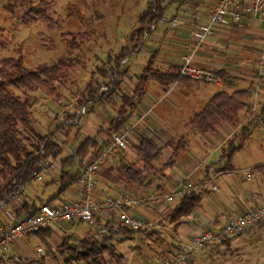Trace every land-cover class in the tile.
Here are the masks:
<instances>
[{
  "label": "rangeland",
  "instance_id": "1",
  "mask_svg": "<svg viewBox=\"0 0 264 264\" xmlns=\"http://www.w3.org/2000/svg\"><path fill=\"white\" fill-rule=\"evenodd\" d=\"M148 1L0 0V62L5 59L20 58L24 67L33 71L44 67L51 69L59 63H64L68 67L64 69L66 76L61 83L49 82L50 87H44L33 92L13 89L15 95L24 98L23 94H25L31 102L34 134L49 137L50 142L56 147L53 149V153L59 152L56 160L52 159L58 166V171L62 159L71 156L84 139L94 136L101 128L106 129L109 121L115 116L116 108L119 106L116 97L113 98L114 106L106 104L107 102H87L89 97L86 88L89 85H98L101 86L98 93L108 95L106 87H104L108 81L105 73L112 67V60L118 55L121 48L129 47V34L136 29L138 16L143 12ZM214 1L175 0L168 7L165 16L169 21H178L179 25L173 29L166 27L164 30H160L158 35L161 39L155 38V41H152L145 51L149 50L152 54L157 46L163 44L160 43L162 39L165 42L168 39L174 40L183 47L188 40L185 38L182 41L179 38L184 36L191 38L195 28V25L186 24L192 11L194 9L206 11ZM161 26L158 25L157 27ZM237 28L240 29V27ZM215 29H228V27L215 26ZM250 32L252 35L257 34L255 35L257 37L256 43L257 45L262 44V48H248L247 46H250L248 44L253 40V36H247L244 32L232 36L229 33L214 31L205 40V46L200 48L201 51H205V57L210 64L203 70L233 65L239 71L237 74L240 81L247 80L249 75L242 72V68L239 67L249 64V59L264 61V32L258 31L256 26L254 30L249 29L248 33ZM192 44L191 40L185 49L191 48ZM200 49L197 50L198 53ZM252 51L259 56L253 54ZM246 55H248L247 58ZM140 57L145 58L143 53ZM193 58L194 56L192 60ZM192 60V66L198 69L203 68L195 66ZM128 65H130L129 62L123 65L125 69L128 68L127 71L130 69ZM258 68L261 74L252 77L255 83L254 94L257 92L256 99L253 96L251 101V109L255 116L259 114L264 103V94L260 92L263 84V68L262 66ZM130 72L132 73V70H129ZM190 82L196 83L192 85L195 88L186 91L185 94H195L196 99H200L203 104L208 102L215 93L229 92L222 84L217 86L214 84L203 85V83L200 84L195 81ZM154 85L157 83L149 82L147 90L149 91ZM132 87V77H127L120 86L122 92L128 94H130ZM161 90L164 91V88ZM174 94L177 95V93ZM85 103L88 105L85 106ZM82 108H85V114L79 116L78 112ZM156 111L163 119L171 120L176 138L183 135H194V132L188 129V124H186L191 117L183 114L171 116L174 113L166 109L162 112L158 109ZM90 117L95 118V120L87 121ZM74 118L76 119L75 122ZM242 119H244L243 123L241 122ZM242 119L239 120V123H242L240 125L243 127L249 119L247 117H242ZM132 123L127 122L123 127L124 129L121 130V132L127 133V140L131 148L134 147L131 139L134 141L133 130L135 127ZM259 123L261 124L251 131L249 139L235 155L233 164L237 169H240L236 172L238 176H245L250 169H252L250 172L252 173L254 168L264 165V122ZM150 134L153 138L151 132ZM32 136H30L31 140L33 139ZM102 137L104 136L100 137L101 140ZM32 142L34 141L32 140ZM78 162L79 160L76 159L69 167L74 170L79 165ZM130 165L128 164V166ZM213 177H218V175ZM45 178L46 176L43 180ZM187 180L195 184L201 182H196L194 179ZM42 182L37 184L41 186ZM182 184L184 182L175 188ZM44 190L46 197L52 196L57 192L58 184L47 186ZM147 226L148 224L139 233L130 236L121 235V239L118 238L114 241L116 253L121 255L123 259L118 262L117 259L113 258V264H155L162 261L163 258L165 259V253L161 252L165 246L159 245L161 238L156 239L155 233L153 235L147 234ZM80 227L87 230L93 228V226L85 223H81ZM59 232L60 234L54 233L43 239L33 235L16 242L15 245H18L20 249L18 252L22 253L20 254L21 258H34L35 247L43 246L46 250L44 264H65L69 258L68 253L62 256L54 252V249L60 246L64 239H68L71 244H77L83 237L85 238V235H90L89 238L95 236L94 232H89L76 237L75 233L64 231L62 228ZM162 236L166 241L169 240L166 234H162ZM223 240L225 241L222 243ZM205 248L207 249L205 251L208 252L205 253L206 258L197 260L195 264H264V220L241 235L212 242L206 245L203 250ZM191 260L188 264L194 263ZM6 264L10 263L7 262Z\"/></svg>",
  "mask_w": 264,
  "mask_h": 264
},
{
  "label": "trees",
  "instance_id": "2",
  "mask_svg": "<svg viewBox=\"0 0 264 264\" xmlns=\"http://www.w3.org/2000/svg\"><path fill=\"white\" fill-rule=\"evenodd\" d=\"M174 1L149 0L147 2L145 9L138 16L136 29L129 34V47H123L120 50L112 60V67L105 73L108 80L104 86L108 93L107 96H105V93H98L101 86L89 85L86 88L89 97L87 102H107L106 104L114 106L113 98L116 97L119 101L116 116L110 121L107 129L99 130L96 136L84 139L73 155L60 161L58 190L56 195L46 204L58 199L70 186L77 183V173L73 174L66 170L70 164L78 159L79 165H82L81 163L90 151H93V155H97L102 151L105 142L99 141V135L107 138L112 133L124 129L123 127L129 120L137 102L144 96L149 82L171 86L182 81H189V79L182 78L179 75V67L172 66L159 69L155 66L153 58H150L144 65L142 72L136 77L137 83L132 95L127 96L120 91L121 80L127 74V69L123 67L124 63L129 62L132 56L138 53L143 45L144 38L150 33L151 26L164 18L168 7ZM66 68L68 67L64 63H59L51 69L44 67L33 71L26 69L20 58L5 59L0 62V197L4 193L14 192L19 187L24 186L32 177V173L39 170L43 161L48 158L56 160L59 155V152L53 153V149L56 147L50 142L49 137L34 134L31 102L25 94H23L24 98L15 95L13 89L33 92L44 87H50L49 82L61 83L65 80L64 69ZM213 72L221 77L222 84L228 88H235L239 82V79L229 76L223 70H213ZM252 94V87L237 90L232 94L217 93L189 121L192 131L206 133L215 131L224 124L236 126L242 116L249 119L237 136L220 149L218 164H222V169L219 172L235 171L233 166L235 154L241 150L249 139L251 131L261 124L259 122H264V103L256 116L249 109L247 102L251 99ZM84 105L87 106L88 103ZM28 134L33 135L32 140L34 142H32L30 136H27ZM154 138L141 134L139 144L135 147L136 161L130 166L121 164L120 170L127 184L147 187L151 185L155 178L162 182L165 178L163 173L174 166L175 161L188 145V141L184 137L166 142L164 148L170 152V157L163 161V149L157 147L153 141ZM42 146L44 153L41 155L39 151ZM253 170L262 173L264 185V165ZM159 190H162L161 186L156 189V191ZM202 191H194L190 195L179 198L178 205L174 208L169 221L178 224L181 218L188 217L193 210L198 208L202 200ZM36 211V205L23 204L17 211V216H31ZM141 231L142 229L136 231L119 229L114 234L100 238L85 237L77 244H71L68 239H64L60 246L54 249V252L62 256L68 253L69 258L65 264H113V258L117 259L118 262L123 259L121 255L116 253L114 238L121 235L130 236ZM51 234V229H45L35 236L45 238L51 236ZM44 260L45 256L24 260L9 259L7 262L10 264H44ZM7 262L0 260V264H6ZM188 262L190 263V261ZM188 262L184 264H188Z\"/></svg>",
  "mask_w": 264,
  "mask_h": 264
},
{
  "label": "crops",
  "instance_id": "3",
  "mask_svg": "<svg viewBox=\"0 0 264 264\" xmlns=\"http://www.w3.org/2000/svg\"><path fill=\"white\" fill-rule=\"evenodd\" d=\"M164 18L167 19L166 16H164ZM186 22V24L192 26L190 19H188V21ZM154 25L155 30L150 31L147 37L144 38L143 45L138 53L133 55L129 60L130 65L128 66L130 68L129 70H132V73H129V70L127 71L128 73L121 80V85L123 82H125V79L127 77H132L133 87L130 94L122 92V89L120 88L122 94H125L127 96L132 95V92L137 83L136 77L142 72L144 65L150 60V58H153L155 66L159 69H166L172 66L179 67L181 65L180 58L183 54L186 53L185 48L188 43L191 42V38H187L188 36L179 38L182 41L185 38L188 40L187 43L183 45V47L179 46L178 42H175L174 40L168 39L167 42H165V40L162 39L160 43L163 44L161 46H157V49H155L151 54L149 50L145 51L146 48H148V45H151V42H154L155 38L161 39L158 35L160 30H164V28L166 27L171 28L169 24L162 23L161 21H158ZM158 25L162 26L158 28ZM255 26L257 27L258 31L264 32V22H242L241 24H239V26L237 25V27H240V29L235 26L232 29H215L214 31L218 33H229L232 34V36H234V34H240L244 32L248 36L252 35L251 32L248 33L249 29L254 30ZM255 35H252L253 40L248 44L250 45L247 46L248 48L250 47L253 49H258L263 47L262 44L257 45V37ZM204 44L202 48L205 46ZM201 49L199 50V53L197 51L194 52L192 63L197 67H203L202 69H206L210 64L205 57V51L203 52L201 51ZM141 53L144 54L145 58L142 59L140 57ZM252 53L257 55L256 52L254 53L252 51ZM247 56L248 55H246V58ZM257 56H259V54ZM249 60V64L241 65L239 67L240 69L242 68V72H245L247 75H249V77L246 78L247 80L242 82L239 79L240 77H238L237 73L239 71L236 69V66L227 64L229 65L228 67L219 66L218 69L213 68L211 70H223L229 76L239 79V82L235 88H228L222 84L223 87L229 91L226 92L228 94H232L237 90H244L252 87L253 94L251 99H249L247 102L249 105V109H251V101L254 96L255 89V83L252 77L253 75L261 74L260 70H258V67L260 66H262L263 68V84L261 85L260 92L261 94H264V61H262L261 59H258L259 61H255L252 59ZM190 81L191 80L182 81L171 86H163L155 82L157 83V85L152 86L149 91L146 88L144 96L137 102L134 111L127 121L129 123L133 122L132 124L133 126H135L133 130L134 134H136H133L134 141L131 139V143L134 145V147H129L130 143H128V148L126 151L122 152L119 156L114 157L113 159L106 160L104 162L101 167L100 173L97 176V188L96 191H94L93 195V198L95 200H99L107 195L119 197L124 193L143 196L145 194L155 192L159 186H161L162 190H170L179 186L187 179H194L196 180V182H204L209 178L218 175L214 182V184L218 188V191L214 192L209 189H204L202 192V200L200 206L193 210L188 217L181 218L178 224L171 223L169 221V217L172 215L174 208L178 205V199H176L173 203L160 206L153 210L141 209L139 211H136V215L143 218L148 224L147 234L153 235L155 233L156 239L161 238L159 241V245L165 246V249L161 251L165 253V259L169 258L170 255L175 252L178 240H187L198 234L200 231L206 229H212L215 231L220 228V226L229 216L241 214L246 210L255 207L256 205L264 204V185L262 182L261 172L253 170V172L250 173V180H247L244 175L238 176L236 172L240 169H237L234 164V172H219V170L222 169V164H218L220 158V149L224 147L228 141L234 139L237 136L238 132L242 128L240 124L244 122V119L242 118V120L240 119L242 123H238L236 126L224 124L218 127L215 131H209L206 133L193 131L194 135H183L182 137H184L188 141V145L175 161L174 166H172L170 170H167L163 173L165 178L162 182L155 178L152 181L151 185L147 187H140L134 184L129 185L126 183L124 177L122 176L120 166L121 164L132 165L136 161L135 147H137L139 144V136L141 134L145 135L146 137H151V132L155 137L153 141L155 142L157 147L163 149V161H166L170 157V152L166 148H164V144L176 139L175 129H173L171 120H165L160 116L159 113H156L157 109L160 112H162L164 109L171 111L174 113L171 116L183 114L189 118H192L195 114H198L201 111V109L215 94H217H213L208 102L203 104L200 99H196L197 96L195 94H185L186 91H190L191 89L195 88L192 85L196 83H192ZM160 86L164 88V91L161 90L162 88ZM173 93H177V95H173ZM180 93L185 95H182ZM171 116L170 118H172ZM93 120H95V118L90 117L87 121ZM189 121L186 123L188 124V129H190ZM103 129L104 128H101L99 130ZM98 131L94 136L97 135ZM101 136L103 135L98 136L99 141L101 140ZM105 138V136L102 137L101 141H103ZM57 167L58 166L56 165V169L46 176L45 180H43V182L41 183V186L36 183L28 184L25 186V190L27 189L26 198L17 205V208H20L21 206H23V204H27L29 206L34 204L36 205V207H38L40 204L46 203L47 201L51 200L54 195H56L57 192L52 196L46 197L44 189L47 186L58 184L60 169L58 171ZM66 170L70 171L73 174L77 173L78 175L82 170V165H77L74 170H72L71 167H68ZM79 199V187L77 183H75L70 186L57 200L51 201L49 204L59 205L60 203L65 202H77ZM131 214L135 216L133 212ZM113 219L114 217L112 216L107 220L113 221ZM4 221L5 218L0 213V222ZM100 222H102V220H100ZM80 224L81 223L64 224L61 226V228L64 231L75 233L76 237L82 236L83 234H88L89 232H96V227L93 226L92 229L87 230L81 228ZM59 230L60 229H56L55 231L52 230L51 235H53L54 233L60 234ZM162 234H166L169 240L166 241L165 239H163L164 237L162 236ZM85 237H90V235H85ZM118 238L121 239V236L114 238V241H116ZM205 250L207 249H201L195 254L194 259L191 260L194 262L193 264H195V262L201 258H206L205 253L208 252ZM13 251L14 254H22L21 252H18L20 251L18 245H15L13 247Z\"/></svg>",
  "mask_w": 264,
  "mask_h": 264
},
{
  "label": "built area",
  "instance_id": "4",
  "mask_svg": "<svg viewBox=\"0 0 264 264\" xmlns=\"http://www.w3.org/2000/svg\"><path fill=\"white\" fill-rule=\"evenodd\" d=\"M189 19L192 26L195 25L191 34L193 44L191 48L186 49V53L180 58L179 75L191 81L219 86L222 84V79L218 74L212 70L198 69L191 65L194 52L200 49L205 40L213 34L215 26L232 28L242 22H264V0H215L206 11L194 9ZM160 21L169 24L173 28L179 25L176 20L169 21L163 18ZM154 30L155 25H152L150 31ZM254 96L256 99L257 92ZM251 111L253 112L252 109ZM84 114L85 108H82L78 115L83 116ZM103 142L105 144L100 153L93 155V151H90L81 163L82 170L77 177L80 199L77 202H65L59 205L43 203L37 207V211L33 215L17 216V211L20 209L17 208V205L27 195L25 186L42 182L45 176L56 169V164L51 158L40 164L39 170L32 173V177L24 186L19 187L14 192L2 194L0 197V213L5 221L0 222V260L4 262L9 259L24 260L20 254L13 253L15 243L36 235L41 230L51 229L54 231L61 229L64 224L85 223L96 227L94 237L98 238L114 234L119 229L136 231L145 228L147 224L143 218L136 215V211L156 209L198 190L218 191L214 184L217 177H213L197 184L185 180L184 184L178 188L159 190L143 196L124 193L119 197L107 195L95 200L93 195L97 188V176L101 167L106 160L113 159L127 150V133L121 131L112 133ZM39 153L41 155L44 153L43 146ZM251 171L252 169L245 175L247 180H250ZM132 212L135 216L131 214ZM112 216L114 217L113 221L107 220ZM262 220H264V204L256 205L241 214L231 215L215 231L206 229L187 240H178L174 254L168 259H163L155 264H184L206 245L221 239L241 235ZM45 252L43 246H37L33 251V256L34 258H40L45 255Z\"/></svg>",
  "mask_w": 264,
  "mask_h": 264
}]
</instances>
